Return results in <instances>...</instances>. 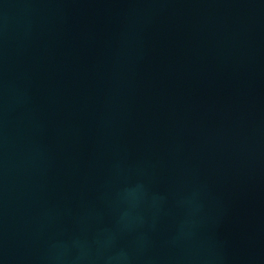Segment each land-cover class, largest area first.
<instances>
[{"label": "water", "instance_id": "water-1", "mask_svg": "<svg viewBox=\"0 0 264 264\" xmlns=\"http://www.w3.org/2000/svg\"><path fill=\"white\" fill-rule=\"evenodd\" d=\"M0 264H264V0H0Z\"/></svg>", "mask_w": 264, "mask_h": 264}]
</instances>
